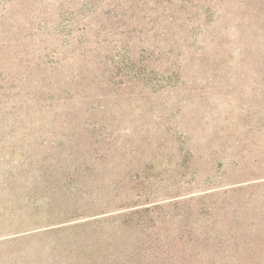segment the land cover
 <instances>
[{
  "label": "rangeland",
  "instance_id": "1",
  "mask_svg": "<svg viewBox=\"0 0 264 264\" xmlns=\"http://www.w3.org/2000/svg\"><path fill=\"white\" fill-rule=\"evenodd\" d=\"M0 264H264V0H0Z\"/></svg>",
  "mask_w": 264,
  "mask_h": 264
}]
</instances>
